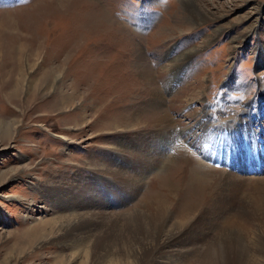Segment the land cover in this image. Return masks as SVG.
Returning <instances> with one entry per match:
<instances>
[{"label":"rangeland","instance_id":"374dc122","mask_svg":"<svg viewBox=\"0 0 264 264\" xmlns=\"http://www.w3.org/2000/svg\"><path fill=\"white\" fill-rule=\"evenodd\" d=\"M261 51L264 0H0V119L14 123L9 134L0 131V264H105L99 248L88 260L76 257L70 262L75 250L93 244V238L80 242L75 236L119 233L120 220L83 221L75 227L57 223L68 208L86 213L96 195L103 196L96 203L107 212L133 213L147 194L160 193L171 209L167 230L183 222L181 213L187 218L194 214L196 224L192 220L185 229L190 242L196 235V248H161L152 256V248L138 250L148 264H199L207 253L203 241L233 230L244 243L264 239L261 183L256 184L258 192L253 185L243 192L245 208L251 202L248 209L256 216L241 210L216 213L223 195L232 190H222L227 173L264 177L253 169L257 164L264 172V135L259 130L254 135L249 127L264 128ZM28 54L37 55L22 60ZM52 69L59 74L55 84L45 75ZM20 72L19 95L10 100L13 82L8 76L14 74L17 81ZM64 94L73 98L59 104ZM242 105L254 116L246 125L238 123L249 114L236 118ZM257 112L263 119L256 118ZM203 117L208 123L190 134ZM220 123L222 136L242 128L238 151L242 163L250 166L243 173L231 168L229 157L208 161L197 154L195 139ZM168 132L176 142L161 150L159 133ZM206 133L200 145L208 146L207 155L216 151L213 143L218 139ZM251 137H256L257 150L249 143ZM225 142L227 149L229 139ZM233 147L227 153L234 158L236 143ZM145 150L151 156H143L145 164L139 166L132 155ZM136 171L144 174L133 193L134 187L129 183L125 189L120 180L131 181ZM198 179L205 182L197 184ZM55 187L60 192L51 196ZM81 189L88 203L77 195ZM112 189L127 195L119 199ZM184 205L196 210L190 213ZM149 217L128 216L126 227H143ZM172 252L176 257L166 259ZM225 259L235 264L230 254Z\"/></svg>","mask_w":264,"mask_h":264},{"label":"bare ground","instance_id":"6f19581e","mask_svg":"<svg viewBox=\"0 0 264 264\" xmlns=\"http://www.w3.org/2000/svg\"><path fill=\"white\" fill-rule=\"evenodd\" d=\"M259 54L261 55L264 53L261 51ZM36 55L37 54H35V55L34 54H28V55H26L27 58H25V56H24V58L22 60L35 59ZM7 56L9 58V55H7ZM260 58H261V56L259 57L258 62H262ZM9 61L11 62V60H9ZM29 61H31V60H29ZM47 72L45 75L49 77L50 82H53L52 84H55L56 81H58L57 78H58L59 74L55 73L53 71V69L51 70V72L50 71H47ZM53 73L55 74L54 77H52ZM45 75H44V80H46ZM56 75H58V76H56ZM18 76L19 77H18L17 81L15 79H13L14 74H13V76H8L7 80L10 82H13V86H11V88H10L11 91L7 94V97H9L10 100H12L13 98L16 99V96L19 95V88H21L19 86L21 85V81H22L21 72H20V74H18ZM74 95H75V93H74ZM63 96H64V98H61V101L58 102L59 104L60 103L62 104L63 102H68L73 98V96H71V95L64 94ZM259 105H261L260 108H264V104H259ZM242 107H244V109H242L241 115L236 117V118L240 119V117H243V115H245V113L249 114L246 118H243V119L241 118L239 120V123H238L240 125V123L243 121V125H246L247 123H249V122H247V119L251 118L253 121L254 116H253V114H251L250 107H246L245 105H242ZM254 115H257L256 116L257 119H263L262 114H260V112H257ZM162 119L165 120V117H163ZM237 119H236V121H237ZM202 120L203 121H200L197 125H195V128L193 127L194 125L191 127V129L189 130L190 134H195L196 130H198L197 128L200 129L201 127H203L202 123H205L204 121H206V117H203ZM223 121H224V119L221 120V122H223ZM161 123H162V120H161ZM210 123H212V122H210ZM230 123H233V122L230 121ZM230 123H227V128L230 125ZM222 124L223 123L217 124L215 126L213 125L212 128L214 131H211V132H210L211 129L210 130L204 129L205 131L203 132V134L201 133L202 135L200 134L199 135L200 137L198 136L199 138L197 137L198 139L197 138L195 139L196 142H193V143H195L196 146L199 148V151L197 152V154L199 157L200 156L205 157V159H208V158H212V159H216V160L217 159L218 160L223 159L224 161L229 157L230 159H227V160L229 161V165L232 166L231 168H233V170H236L235 172L243 173L246 171V169H249L250 166L246 168V163H242V160H241L240 154H239L240 152L238 151L239 145H238V142L236 139H237L238 134L242 131V128L236 127L238 129V133H235V135H234V134H231V133H233V132H231L230 135H232V136L227 134L228 137H226L227 135L222 136L224 133V132H221L222 131V126H221ZM13 126H14L13 122H11V121L5 122V121L0 119V131L3 132V134H9V132L12 129H14ZM209 126L211 128L212 125L210 124ZM234 126H238V125L235 124ZM249 127L252 128V130L254 129V135H257L258 130H259V132H262L261 135H264L263 134L264 128L262 127V125L259 124L258 126H253L250 123ZM192 128H193V130H192ZM194 129H196V130H194ZM185 131H186V129L183 130V134L185 135L186 138H189L190 134L187 135V133ZM206 131H208L210 133V136L211 135H213L214 137L217 136V139H218L216 142L213 143V149L216 150V151H214L215 153L211 151V152H208L207 155L205 153H206V150H208V146L204 145V147L202 148V146L200 145L204 141V139H206L208 137ZM216 132H217V134H216ZM159 134L161 136L160 138L163 140L162 143L158 145V148H160L161 150H162V148H165V146H166V150H167V148H169L170 145H173L172 143L176 142V141L175 142L170 141V139H171V133L170 132H168V134H166L165 136H163L161 133H159ZM250 136H252V135H250ZM258 136H259L258 139H261L260 134H258ZM173 137H174V135H173ZM243 137L246 140L250 139V137L247 138V135H244V134L242 135V138ZM252 138L253 137H251V141L249 143H251L253 148H256V150H257L256 143H255L256 137H255V139H252ZM173 139H175V137ZM227 139H229V142H230L229 145L230 146L226 149L228 142H225V141H227ZM263 140H264V136H263ZM234 143H236V152L237 153H236V157L233 158V157H231V153L233 152L232 149H235L233 147ZM220 148L223 149L222 153H220L221 152ZM253 148H252V150H253ZM228 150L231 151V153L229 152L230 155L227 153ZM136 152L137 151H135L132 156L139 161L138 165L140 166L141 164H145L144 161L146 159L143 158V156H146L148 151L145 150L144 152L143 151H138L137 153ZM147 155L149 157L151 156V155H149V153ZM262 158H263V160H262L263 162L260 163L261 165L264 164V157L262 156ZM209 160H211V159H208V161ZM256 168H258V169L256 170ZM253 169L258 174L264 173L262 170H259V166L257 167V164L253 166ZM253 169H251V170H253ZM143 174L144 173L142 171H136L134 173V176H129L131 178V181L128 182V181H124L123 179H121L120 181L124 185L125 189L128 188L129 183H130V186L134 187V190L131 189V192L136 193L137 188L140 186V183L142 182V178H143L142 175ZM226 175H227L226 176L227 178H226L225 185H224L225 189H222V190L224 192L225 191L227 192V190H229V189H232V190H229L231 192L230 195H227L226 193H225V195H223V200L225 198L226 199H225V201L220 203V207L218 208L219 212H216L218 214V216L222 215L223 213L228 214L229 212L235 211V210H241L246 215L248 214L251 216L252 215L256 216L254 209H250V210L248 209V207H251L250 206L251 202H250V204L248 203L247 208H245V204H244L245 202H244L243 194L245 193L244 190H247L246 188L249 185L256 186V188H254V190H255V192H258L259 191V185H256V184L261 183L264 186V177L262 179H260V178L257 179L256 177L253 179V178H247V177H237L231 173H227ZM121 176H123V175L121 174ZM256 176H257V174H256ZM196 182H197V184H200V183H203L205 181L198 179V180H196ZM124 183H126V184H124ZM194 184H196V183H194ZM192 185H193V183H192ZM257 186H258V188H257ZM85 187H87V186H85ZM166 187H167L166 189H170L169 186L166 185ZM57 191L60 192V189L58 187L57 188L55 187V190H53L49 194L51 196H53L52 194H55ZM110 191H113L114 192L113 194H119V196H121V197H117V195H115V197H117L119 199L120 198L123 199V197L125 198L127 195V193H125V192H124V194H122L123 191L121 189H120L121 193L119 191L116 192L117 190L115 191V189H112ZM196 191H197V189H196ZM74 192H77V191L75 190ZM131 192H130V194H132ZM167 192H168V190H167ZM77 195L79 197H82L84 199L83 201L87 202V197L84 194L83 189H81V193L77 192ZM240 195L242 197H241V200L239 201ZM98 196L101 197L100 195H96L94 198V202L92 200V202L88 204L90 208L86 211V213H79V212L77 213L76 208H73V207L68 208L69 212L67 214H64L61 217L59 216L60 218L58 217L57 223H60L63 221L66 225H69V226L73 225L74 226L76 224L82 223L83 221H88V222H91V221L94 222L95 221L96 222V220H98V219H109V220L115 219V220H120V224L122 226V229H121V231H118L119 233L110 234V235L109 234H105V235L100 234V235H96V236H92V237L90 235H85L86 233L82 236L76 235L75 236L76 238L75 237L74 238L78 239L80 242H82L83 240H87L88 238H93L91 241V243H93V244H92L91 248L89 246L87 249L84 248L83 251H81V250L79 251L78 249L75 250L72 253V257L70 258V262L74 261L76 259V257H84L86 260H88V258L90 259L100 249L101 251H104V255L102 258H104V261L106 262L105 264H143V263L148 264V261L145 262L146 259L143 258V256L138 255L139 254L138 250L139 251H141V250L146 251V250H149V248H152L150 251H148V252H151V256H152L156 253H159L161 248H169V247H176V246L181 247L182 245L183 246L186 245L188 248H190L192 250L196 248V246H194L197 242L196 237H195L196 235H194L191 238L192 242H190V240H188L187 236H186V234H189V232H187V230L185 229V227L188 226L189 222H191L193 220L192 216H194V214H191V217L187 218L188 216H183V214L181 213L180 217L183 220V222L176 221L174 223V225L172 226L173 229L167 230L166 229L167 224L171 218V216L169 214V211L171 212V209H170V206L167 205L168 202H166V200L164 199V197H162L160 195V193L153 192V194H151V193L147 194L146 196H148V197H146V200H144L143 203H141V205L133 213L130 211L118 212V213L117 212L116 213L107 212V210H105V206L101 207L102 204L98 205V203H96L97 201H99V199L97 198ZM228 196H229V198H227ZM102 197H101V199H104ZM231 199H233V202L230 201ZM76 202L72 203V205H75ZM170 203H171V201H170ZM237 203H239V205L240 204L241 205L240 206L236 205ZM90 204H93L97 207L94 206V208H93V207H91ZM260 204H262V208H264V206H263L264 205V198L261 199ZM184 206H186L184 209H186L187 211L189 210V212H190L191 208L189 207L190 209H188L187 205H184ZM79 207L85 209V205L79 206ZM142 207L148 209L147 212L140 211V209ZM239 207H241V209ZM181 208H182V206L180 207V209ZM186 210L183 212L184 214L186 213ZM192 210H196V209L192 208L191 212H192ZM180 211H182V209ZM189 212H188V214H189ZM216 213H214V214H216ZM177 215H179L178 212H177ZM128 216L129 217L130 216H134V217L135 216L136 217L142 216V218H143V216L144 217L150 216V217L146 221L145 226H143V227L136 226V228L128 229V227H126L128 225V224L126 225V223H127L126 220H127ZM60 224H59V227H60ZM104 224H106V223H104ZM139 224H141V223H139ZM193 224H196L195 219L193 220ZM182 230L186 233H178V231H182ZM141 231H144V232H141ZM200 236H201V234H200ZM203 242H204L203 247L206 248L207 253L205 256L199 257V262H200L199 264H227V263H229V262H226L227 259H225V254L227 255V253L230 254V256L232 258L230 260H233L235 262V264H250V263L255 264V261L259 264H264V239H262L261 237H259L258 239H254V240L252 239L251 241L244 243L241 233L233 230V232L229 231L227 234H224L221 236H215V237L214 236L213 237L208 236V239H205V241H203ZM201 247H202V245H201ZM208 250H211L212 253H210ZM216 250H218V251H216ZM179 252L182 253L180 250H179ZM172 253H174V252H172ZM198 253H199V251H198ZM138 256H140V257H138ZM151 256H149V257H151ZM173 257H176L175 253L173 255L170 254L169 256H167L166 259H173ZM149 260H150L149 262H152L153 257H152V259H149ZM169 263H170V261H167V262H164L163 264H169Z\"/></svg>","mask_w":264,"mask_h":264}]
</instances>
